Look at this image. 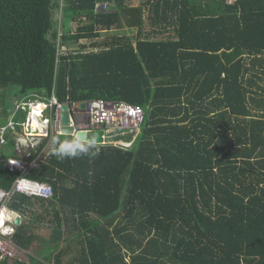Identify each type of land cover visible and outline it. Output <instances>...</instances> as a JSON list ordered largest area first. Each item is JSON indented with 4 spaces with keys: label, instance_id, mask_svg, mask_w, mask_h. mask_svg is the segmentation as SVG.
Instances as JSON below:
<instances>
[{
    "label": "trees",
    "instance_id": "obj_1",
    "mask_svg": "<svg viewBox=\"0 0 264 264\" xmlns=\"http://www.w3.org/2000/svg\"><path fill=\"white\" fill-rule=\"evenodd\" d=\"M153 6L148 29L125 0H0V113L13 89L145 110L130 149L55 136L26 172L53 195L8 202L30 261L0 264H264V0Z\"/></svg>",
    "mask_w": 264,
    "mask_h": 264
},
{
    "label": "built area",
    "instance_id": "obj_2",
    "mask_svg": "<svg viewBox=\"0 0 264 264\" xmlns=\"http://www.w3.org/2000/svg\"><path fill=\"white\" fill-rule=\"evenodd\" d=\"M98 8L107 9V4L100 3ZM64 104L70 106L72 112L71 124L75 127V133L81 130H86L89 133L91 127L106 128L115 131L117 135L124 131L138 132L145 120V110L139 105L123 101H109L102 98L83 103L72 101L62 103L57 99L54 90L51 97L46 100L44 96L38 93L17 100L15 109L11 110L9 114L8 125L4 129H0V133H4L7 128L19 126L21 129L23 128L28 137L44 136V140L38 148L32 144L34 149L32 160L26 161L14 158L7 160V165L11 170H20L22 174L16 179L11 190L8 191L0 185V218H2L3 212L8 209L7 203L14 192L41 198H49L53 195L51 185L28 178L26 172L46 161L55 136L63 134L61 115ZM81 104L86 106L80 108ZM19 112H21L19 120L15 121V117ZM13 231L14 226L7 219L2 218L0 224V259L6 256H16L13 250L6 247L1 236L2 234H10Z\"/></svg>",
    "mask_w": 264,
    "mask_h": 264
},
{
    "label": "rangeland",
    "instance_id": "obj_3",
    "mask_svg": "<svg viewBox=\"0 0 264 264\" xmlns=\"http://www.w3.org/2000/svg\"><path fill=\"white\" fill-rule=\"evenodd\" d=\"M22 97H24V95H22L21 93L18 92V90L13 89L11 91H7V95L5 96V98L3 99V101L5 102V105L11 109L14 110L15 109V104L17 100H21ZM3 105V102H0ZM0 104V107H1ZM21 115V112H19L16 117H15V121L19 120V117ZM9 123V116H4L2 113H0V129H4L3 127H6ZM19 127L15 126L14 128H9L7 132L5 133H0V139L3 141V148H0V154L4 155V157L6 156H16V154L14 153V141L12 140L11 136H10V132L13 130H18ZM90 132L88 133V139L95 144H100V143H114L116 144L118 141H122V140H135L138 137V133L137 132H131V131H124L123 133H121L120 135H117L115 131H111L108 130L106 128H102V127H91L89 128ZM33 232L34 234H40L43 237H49L50 232L46 227H37V228H33ZM4 239V238H3ZM8 239V237H7ZM10 240V239H8ZM4 242H9L7 240H4ZM37 246V245H36ZM40 246H38L39 248ZM32 253V251H30ZM76 251L73 252V254H75ZM24 253V252H23ZM34 253V251H33ZM35 255V258H38ZM43 253V252H41ZM26 254V253H25ZM27 254L24 255V258H27ZM34 259V258H33Z\"/></svg>",
    "mask_w": 264,
    "mask_h": 264
},
{
    "label": "water",
    "instance_id": "obj_4",
    "mask_svg": "<svg viewBox=\"0 0 264 264\" xmlns=\"http://www.w3.org/2000/svg\"><path fill=\"white\" fill-rule=\"evenodd\" d=\"M85 104H81L80 108L85 107ZM71 114L70 106L69 104H64L62 106V115H61V123H62V133L64 135L71 136L74 141L76 142H82L87 144H94L88 139V133L86 130H81L75 133V127L71 124ZM75 133V136H74ZM11 138L14 141L15 147L14 151L16 154H18L20 157H25L26 159H29L32 155L33 151L31 150V144H34L35 147H40V145L43 143L44 136H33V137H26L25 132L23 128L20 131H13L11 134ZM114 143H100L97 145H111ZM134 143H131L129 145H126L124 142H117L115 145L118 147H122L124 149H130L133 147ZM3 147V143L0 142V148ZM34 150V149H33ZM28 153V154H26ZM11 221L19 226L22 221V216L18 212H12L11 214Z\"/></svg>",
    "mask_w": 264,
    "mask_h": 264
},
{
    "label": "crops",
    "instance_id": "obj_5",
    "mask_svg": "<svg viewBox=\"0 0 264 264\" xmlns=\"http://www.w3.org/2000/svg\"><path fill=\"white\" fill-rule=\"evenodd\" d=\"M129 7H132V8H135V7H141L143 9V13H144V18L146 20V27L148 29H150L154 24H152L150 22V19H151V12H152V9H153V3L155 0H125ZM229 3L231 2H234L235 0H227ZM200 6V4L198 5ZM164 26H161L160 29H163ZM172 28V27H171ZM128 32L129 35H132V36H135L138 31H139V27H130L129 24L125 21L124 24H123V29L121 30L122 33H125V32ZM139 133V131L137 132ZM124 141V140H122ZM131 143H134L136 141L135 140H130ZM5 240L9 241L7 238H4ZM6 245L12 249L13 251H15V253H17L19 255V257L22 259V261L24 262H29V258L27 256V258H24L23 256L26 255L25 253L23 252H19L17 248H15V246H13L10 241L6 243ZM74 255V254H73ZM50 264V263H48Z\"/></svg>",
    "mask_w": 264,
    "mask_h": 264
},
{
    "label": "clouds",
    "instance_id": "obj_6",
    "mask_svg": "<svg viewBox=\"0 0 264 264\" xmlns=\"http://www.w3.org/2000/svg\"><path fill=\"white\" fill-rule=\"evenodd\" d=\"M4 128V127H3ZM8 129L9 128H7L6 130H5V132H7L8 131ZM141 129V128H140ZM21 130V128L19 129V130H16V131H20ZM13 131H15V130H13ZM13 131H11L10 132V134H12V132ZM140 131V130H139ZM4 132V133H5ZM64 135V134H63ZM11 136V135H10ZM25 136L26 137H28L26 134H25ZM0 142L1 143H3V141L0 139ZM118 142H122V141H118ZM131 144V143H130ZM129 145V144H128ZM3 148V147H2ZM31 150L33 151V148H32V144H31ZM26 154H28V153H26ZM18 155V154H17ZM32 155H33V153H32ZM32 155L30 156V158L29 159H26L25 157H20L19 155H18V157H14V156H9V157H2L1 158V161L2 162H5L6 163V165H7V160L9 159V158H14V159H23V160H26V161H30V160H32L33 159V157H32ZM28 163V162H27ZM8 166V165H7ZM9 167V166H8ZM10 168V167H9ZM15 170H17V169H15ZM18 171H20V170H18ZM29 178V177H28ZM31 179V178H30ZM35 180V179H34ZM38 181V180H37ZM2 187V186H1ZM9 191V190H8ZM15 193V192H14ZM17 193H19V192H17ZM22 194V193H21ZM25 195V194H24ZM27 196V195H26ZM28 197H34V196H28ZM41 198V197H40ZM50 198V197H49ZM10 201V200H9ZM8 201V202H9ZM7 207H8V211L10 212V214H12V212H16V211H12L10 208H9V206H8V203H7ZM12 216V215H11ZM8 221H9V223L10 224H12L13 226H14V231H15V227L17 226V225H15L12 221H11V218H8L7 219ZM22 222V221H21ZM14 231L12 232V233H10V234H2L1 236H2V240L4 241L5 239H3V238H7V235H11V234H13L14 233ZM4 244L6 245V242H4ZM6 247L8 248V249H10L7 245H6ZM16 248V247H15ZM10 250H12V249H10ZM19 251V250H18ZM15 252V251H14ZM19 252H21V251H19ZM1 253V252H0ZM16 254V256L18 255L17 253H15ZM16 256H14V257H9V256H6V257H9V258H15ZM4 259V258H3Z\"/></svg>",
    "mask_w": 264,
    "mask_h": 264
},
{
    "label": "bare ground",
    "instance_id": "obj_7",
    "mask_svg": "<svg viewBox=\"0 0 264 264\" xmlns=\"http://www.w3.org/2000/svg\"><path fill=\"white\" fill-rule=\"evenodd\" d=\"M2 218H3L4 220H6V219H8V218H11V214H10V212L8 211V209L5 210V211L3 212V214H2ZM2 218H0V224H1V222H2Z\"/></svg>",
    "mask_w": 264,
    "mask_h": 264
}]
</instances>
